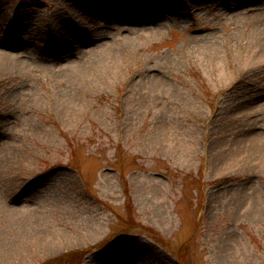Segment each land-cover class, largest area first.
Segmentation results:
<instances>
[{
    "label": "rangeland",
    "instance_id": "1",
    "mask_svg": "<svg viewBox=\"0 0 264 264\" xmlns=\"http://www.w3.org/2000/svg\"><path fill=\"white\" fill-rule=\"evenodd\" d=\"M135 2L163 33L66 77L58 62L145 23L115 0H0V246L27 264H264V0Z\"/></svg>",
    "mask_w": 264,
    "mask_h": 264
},
{
    "label": "bare ground",
    "instance_id": "2",
    "mask_svg": "<svg viewBox=\"0 0 264 264\" xmlns=\"http://www.w3.org/2000/svg\"><path fill=\"white\" fill-rule=\"evenodd\" d=\"M117 3L123 4V8L120 7V14L123 15V17H132L133 19H138L135 21H126L123 22L122 25H127L129 29H132L130 24L132 22H144L145 25H141L139 27V31H125L122 37H120V41H124L125 43H133L137 39H140V37H145V38H152L156 36H160L163 31L159 26L155 24V22L152 21V19L147 20V15H150V12H148L145 9H141L139 7L132 8V5H134L136 2L135 0H115ZM114 2V0H112ZM127 5V7H126ZM126 7V8H124ZM118 15V16H119ZM140 17H144V19H140ZM120 18V17H119ZM150 22V23H148ZM110 38L103 39L99 42H96L95 45L91 48H87L83 52L86 53L83 57H81V53L79 56H70L67 59L61 60V62H58V66L54 68L55 74H60L66 77L73 76L76 74H87V71L85 69L87 68V65H90L91 63H103L105 61H108V51L109 47L111 46L112 42L109 40ZM264 56V51L261 53L255 55L254 57L257 58H263ZM252 57V56H251ZM78 58V59H77ZM259 58V59H260ZM7 59V58H3ZM13 64L16 68H25V64L21 60H14ZM8 213L11 214L13 217H24V213L20 211L17 207L14 206H8L7 209ZM21 217V218H22ZM6 243L3 244V246H0V254L1 257L3 258L4 264H27L28 263V258L27 254L25 253L24 249L19 245L16 246L13 243L10 244ZM37 244V248L39 251L45 252L47 251L48 253L51 251H54L57 249V246L55 244H52V241L49 239L47 240L45 237H39L38 240L35 242ZM236 250V249H235ZM234 249L232 250H226L222 257L219 260L218 264H237L236 261V251ZM11 252H16V257L11 258L8 257V254ZM123 264V263H119ZM124 264H146L143 262H135V263H124Z\"/></svg>",
    "mask_w": 264,
    "mask_h": 264
}]
</instances>
